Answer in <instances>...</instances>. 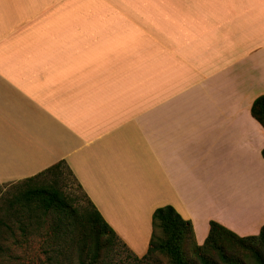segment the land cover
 Listing matches in <instances>:
<instances>
[{
    "label": "crops",
    "instance_id": "0c3cea01",
    "mask_svg": "<svg viewBox=\"0 0 264 264\" xmlns=\"http://www.w3.org/2000/svg\"><path fill=\"white\" fill-rule=\"evenodd\" d=\"M264 0H0V187L64 162L143 257L171 206L264 226Z\"/></svg>",
    "mask_w": 264,
    "mask_h": 264
},
{
    "label": "trees",
    "instance_id": "16d2710c",
    "mask_svg": "<svg viewBox=\"0 0 264 264\" xmlns=\"http://www.w3.org/2000/svg\"><path fill=\"white\" fill-rule=\"evenodd\" d=\"M251 115L264 128V96L255 99L251 107ZM262 156L264 158V149ZM66 180H70L75 185L86 202V206L77 214L83 224L82 244L89 264H94L98 260L103 249L107 247L113 249L115 241L129 250L104 221L62 161L21 182L42 181L43 184L29 188L20 194L21 196H17L15 202L20 204L19 210L27 209L56 215L55 232H57L58 227L65 225L75 212L72 203L77 197L73 192L67 193L59 187V182ZM158 231L160 235H157ZM189 240L196 259L194 262L185 261L183 246H187ZM239 248L247 252L255 264H264V226L257 236L239 237L211 221L204 243L197 245L191 223L184 220L173 207L164 206L157 208L152 215L149 248L139 260L162 254L168 256L171 264H245Z\"/></svg>",
    "mask_w": 264,
    "mask_h": 264
},
{
    "label": "rangeland",
    "instance_id": "374dc122",
    "mask_svg": "<svg viewBox=\"0 0 264 264\" xmlns=\"http://www.w3.org/2000/svg\"><path fill=\"white\" fill-rule=\"evenodd\" d=\"M41 184L42 181L17 183L0 188V264H89L82 244L83 224L77 214L86 202L70 180L59 182V187L77 197L72 203L75 212L57 232L56 215L19 210L20 204L15 202L17 196ZM157 235H160L159 231ZM190 244L189 240L188 245L183 246L185 261L194 262ZM239 251L245 264H255L247 252L240 248ZM135 257L115 241L113 249H103L94 264H171L168 256L162 254L143 260Z\"/></svg>",
    "mask_w": 264,
    "mask_h": 264
}]
</instances>
